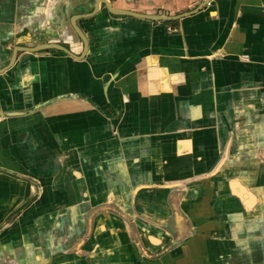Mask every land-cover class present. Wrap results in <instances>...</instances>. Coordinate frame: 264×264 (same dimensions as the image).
<instances>
[{"label": "crops", "instance_id": "1", "mask_svg": "<svg viewBox=\"0 0 264 264\" xmlns=\"http://www.w3.org/2000/svg\"><path fill=\"white\" fill-rule=\"evenodd\" d=\"M91 3L0 0V67L23 27L83 55L65 19ZM78 23L83 58L22 53L0 72V264H264V0H210L166 25L103 9ZM168 207L169 231L200 233L145 256L163 245L139 249L136 216L166 222Z\"/></svg>", "mask_w": 264, "mask_h": 264}, {"label": "flooded vegetation", "instance_id": "2", "mask_svg": "<svg viewBox=\"0 0 264 264\" xmlns=\"http://www.w3.org/2000/svg\"><path fill=\"white\" fill-rule=\"evenodd\" d=\"M128 0H91V8L86 11V12H77V13H72V14H69L66 16V21L68 22V25H70V28L73 30V33L75 34V36L81 40V37L79 36L78 32L76 31V29L74 28V25H76L80 31L85 35V37L87 38L86 36V33L82 30V28L79 26V23L78 21L80 19H88V18H91L95 15H98L99 12L103 9L109 16H127V17H131V18H134V16H130V15H126V14H119V15H115V14H112V12L110 11L111 9H117L121 12H134V13H141V14H155V15H165V16H172V15H178V14H182V13H185V12H181V13H177V14H169L167 11H164V10H160V12H158V10L156 12H153V13H149V12H140L136 9H134L133 7L130 6V4L127 2ZM62 10L63 12H65L64 10V6L62 7ZM189 11V10H188ZM66 14V13H64ZM137 18V17H135ZM151 21V20H150ZM45 21H42V23L40 22L39 23V27L40 28H44V29H41V31H45L47 33V30H46V27H45ZM162 24H167L169 21L168 20H162L160 21ZM166 28V26H165ZM13 32V31H12ZM27 29H25L24 27L22 28V32H20L19 34H16L15 36L11 35V38L12 40H14L13 44H12V47L10 48V55H9V58H8V61L6 62L5 65H3L2 67H0V69L2 68H5V67H11L17 60L18 56L22 53H34V52H38V51H48V50H54L56 52H63L62 50H59L57 49L55 46H51V44H56V45H60L62 47H65L67 49L70 48V43L68 41H63V40H41L39 39L38 42H35V43H31V41H27L26 38L28 37L27 34ZM15 39H18L15 41ZM8 40V37L7 38H3L2 41L3 42H6ZM88 40V39H87ZM1 42V40H0ZM82 42V40H81ZM83 44V42H82ZM27 48H32V49H37L36 51H32L30 52ZM83 49H84V46H83ZM70 50V49H69ZM249 188V187H248ZM229 191V194L232 196L231 198H235L239 204L241 205V207L244 209H248L250 207H247L245 205H243L240 200H238L235 196V194L232 193V190L231 189H228ZM238 192L241 193L240 189H237ZM245 191H251L253 192L252 189H248V190H245ZM225 197V195H223ZM227 198V197H226ZM249 199V198H248ZM249 201L251 207H252V203H253V199H249L247 200ZM219 202V201H218ZM259 202V200H258ZM257 205V204H256ZM254 205V206H256ZM254 206L252 207V209L254 208ZM168 211H166L168 214H167V217H166V222H152L151 220L148 221L147 219H149L150 217L148 216H144V215H140L141 217L139 216H136V222L139 221V224L137 226V231H138V236L134 237L135 242L136 244L139 246V249L141 248V246L143 245L144 248H145V245L144 243L147 242L149 243L150 245L153 244L155 245V247H157V241L160 239L161 241V244L163 245L161 250L160 249H153V250H150L148 248H145V256L149 255V257H157L158 254H160V251H164L167 247V245H169L170 243L172 244L169 248V251L168 252H171L172 250L174 249H178L179 246H180V242L179 240H184V241H188L190 240L191 238H193L194 236H198L199 235V226L197 224H195V222H192L191 221V233L188 237L186 238H183L181 239V237H179L178 235L176 236V233L175 232H172V231H169L168 230V227H165L167 224V221H168V217H173L174 216V211H175V208L173 207L172 209L170 207H168ZM251 210V209H250ZM249 211V209H248ZM185 212V211H184ZM121 218V215L118 216ZM158 223V224H157ZM163 224V225H162ZM212 240H215L217 242V224H216V227H214L212 229ZM198 240V239H197ZM138 241V242H137ZM183 241V242H184ZM152 246V245H151ZM159 247V246H158ZM199 247L200 245H195L194 246V251L197 249L199 250ZM147 249V251H146ZM215 249V248H213ZM141 250V249H140ZM174 251H178V250H174ZM173 256V252L171 254ZM196 256V258H198V254H195L193 255V257ZM192 257V258H193ZM187 260H190L189 258L184 260L187 261ZM175 261H179L183 263V261L181 260H175ZM169 264H173V260L171 261L170 260V263ZM196 264H202V261L200 262H197Z\"/></svg>", "mask_w": 264, "mask_h": 264}, {"label": "water", "instance_id": "3", "mask_svg": "<svg viewBox=\"0 0 264 264\" xmlns=\"http://www.w3.org/2000/svg\"><path fill=\"white\" fill-rule=\"evenodd\" d=\"M105 1V0H104ZM210 0H203L200 4H198L195 8L185 12V13H182V14H178V15H172V16H165V15H155V14H141V13H134V12H121L117 9H111L110 11L112 12V14H115V15H119V14H126V15H130V16H134V17H137V18H142V19H146V20H151V21H162V20H168V21H171V20H177V19H180L181 17H184L186 15H191V14H194L195 12L201 10L204 6H206L208 3H209ZM74 28L76 29V31L78 32L79 36L81 37V40L83 42V46H84V52L87 50L88 48V40L87 38L85 37V35L80 31V29L74 25ZM51 46H55L57 49L59 50H62L64 53H66L68 56H71L73 58H83L84 56V52H83V55H76L74 52H72L71 50L65 48V47H62L60 45H56V44H51ZM30 52L32 51H36L37 49H32V48H27ZM4 69H0V72H2ZM235 184V183H234ZM234 186V185H233ZM233 186H231L233 188ZM233 196H235L238 200H240L241 203H243L245 206L247 207H251L249 201H244L242 199V195L240 192L236 191L235 192V189H233L232 191ZM253 204V203H252ZM178 214H181V213H178Z\"/></svg>", "mask_w": 264, "mask_h": 264}, {"label": "built area", "instance_id": "4", "mask_svg": "<svg viewBox=\"0 0 264 264\" xmlns=\"http://www.w3.org/2000/svg\"><path fill=\"white\" fill-rule=\"evenodd\" d=\"M167 29H168L169 31H174V30H175V28L172 27V26H169Z\"/></svg>", "mask_w": 264, "mask_h": 264}]
</instances>
